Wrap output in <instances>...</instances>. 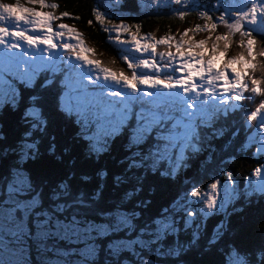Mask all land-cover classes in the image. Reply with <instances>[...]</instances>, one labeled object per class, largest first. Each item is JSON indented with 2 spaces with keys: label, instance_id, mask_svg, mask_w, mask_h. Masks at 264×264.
<instances>
[{
  "label": "snow or ice",
  "instance_id": "1",
  "mask_svg": "<svg viewBox=\"0 0 264 264\" xmlns=\"http://www.w3.org/2000/svg\"><path fill=\"white\" fill-rule=\"evenodd\" d=\"M87 11L86 23L122 47V58H97L77 28L82 17L62 10L58 0H0V113L20 112L29 127L24 150L14 153L0 176V264L24 251L31 259L32 245L47 247L49 241L80 245V255L95 249V256L98 242L106 241L117 259L171 241L169 250L178 258L198 243L207 220L220 216L205 248L211 250L233 215L264 200V160L241 186L224 160L213 159L214 141L227 135V150L241 133L245 139L236 151L254 149V157H264V0H133L132 7L128 0H92ZM148 16L181 22L193 17L194 23L157 38L141 34L138 21ZM50 116L71 125L88 158L123 153L118 163L125 173L139 172L141 185L148 176L175 182L193 162L198 173L214 163L215 169L204 188L198 182L186 186L147 217L141 209L152 205L150 198L127 206L143 190L139 185L112 201L104 199L101 182L86 197L73 188L70 173L45 196L47 181L37 185L27 165L40 154L32 130H46ZM50 140L51 155L55 136ZM7 156L0 153V159ZM100 176L106 179L107 171ZM113 182L116 188L126 183L124 173ZM182 233L188 244L181 243ZM234 249L225 264H233L234 256L244 259Z\"/></svg>",
  "mask_w": 264,
  "mask_h": 264
},
{
  "label": "trees",
  "instance_id": "2",
  "mask_svg": "<svg viewBox=\"0 0 264 264\" xmlns=\"http://www.w3.org/2000/svg\"><path fill=\"white\" fill-rule=\"evenodd\" d=\"M6 2L10 3L11 0H6ZM58 2L62 10H68L72 14L82 17L77 24V28L90 45L95 47L98 52L104 54L109 60L122 58L123 54H125V50L122 47L110 44L107 41V34L100 31L98 25L89 26L86 23L90 18L87 8L91 7L92 0H58ZM99 2L108 4L109 0H99ZM128 6H133V0H128ZM65 22L70 23L71 21ZM138 22L142 24V35L155 34L158 38L169 31L175 33L177 30L193 24L194 18L189 17L186 22H181L178 19H171L165 16H148ZM117 66L119 65L117 64ZM24 95L26 98L29 93ZM245 108L249 111L253 110V107L247 102H245ZM28 131L29 127L21 119L20 112H12L5 109L0 113V153L8 152L6 158L0 159V176L6 174L8 168L14 162V153H20L24 150L26 144L25 133ZM73 132L74 129L71 125L66 124L56 116H50L48 127L42 133L32 130V139L36 140L39 137L40 154L37 160L34 163L29 162L27 167L32 171L37 185L47 181L45 196L48 194V188H51L70 173L74 174V178L71 181L73 188H82L86 197L101 182L105 185L104 199L112 201L120 200L127 191L136 189L139 185L143 190L138 195H134L127 206L132 208L137 200L143 202L150 198L152 205L148 209H141L143 215L147 217L154 215L161 205L167 203L178 191H181L186 186L190 187L193 183L198 182L204 188L208 183L209 173L215 169L214 163L209 169L201 170L198 173L196 162H193L192 168L187 173H181L175 182L148 176L141 185L138 180L139 172L133 170L131 173H125V165L118 163L123 153L114 150L113 153L100 157L98 161L94 158H88L83 144L75 139ZM53 135L55 136V153L50 155L48 147L53 143L50 140ZM228 139L229 137L226 135L224 139L214 141L217 151L213 159L215 162L224 160L223 166L226 170L231 171L242 186L243 177L250 173L257 160L253 159L250 151H236V148L245 139L243 133L233 139V144L230 148L222 150ZM104 170L107 171V176L106 179L102 180L100 173ZM37 172H39V175H37ZM116 173H124V179L126 180V183H122L118 188L113 187V176ZM82 177H90V180L85 182ZM186 177L189 179H186ZM223 179L224 177H221V180ZM2 183L3 181H0V184ZM153 187L155 192L150 195V189ZM196 206L199 207V205ZM260 207L261 204L255 207L252 205L251 207H246L243 213L233 215L228 221L227 232L223 239L209 251H205L208 237L220 216H213L208 219L206 228L202 226L198 243L190 245L187 254L180 255L178 258H174L169 250L171 241L165 243L164 246L152 244L147 250L138 249L137 254L134 255H129L125 252L119 259L103 246L106 241H99L98 243L101 245L99 255H93V260L90 264H144L145 261H147V264H225V255L233 245L235 246L234 250H239V253L244 256L243 260H237L234 256L233 264H264V210L260 209ZM188 240L189 237L182 233L181 243L188 244Z\"/></svg>",
  "mask_w": 264,
  "mask_h": 264
},
{
  "label": "rangeland",
  "instance_id": "3",
  "mask_svg": "<svg viewBox=\"0 0 264 264\" xmlns=\"http://www.w3.org/2000/svg\"><path fill=\"white\" fill-rule=\"evenodd\" d=\"M248 2L249 0H240L241 4ZM256 2L259 3L260 0H256ZM94 49L96 50L97 58L101 59L102 61L109 60L104 56V54L98 52L95 47ZM262 160H264V157H262ZM261 206L264 209V205L261 204ZM63 244L65 243H61V245H59V242L55 241H49L47 247H37L36 244H33L31 247V259H28V252L24 251L17 259L11 262H9L5 256V264H31V261H37L39 264H90V262L93 260V255L96 251L95 249L91 251H85L83 255H80V245L65 244L63 247ZM69 248H75L77 250V254L67 256L64 255L63 250Z\"/></svg>",
  "mask_w": 264,
  "mask_h": 264
},
{
  "label": "bare ground",
  "instance_id": "4",
  "mask_svg": "<svg viewBox=\"0 0 264 264\" xmlns=\"http://www.w3.org/2000/svg\"><path fill=\"white\" fill-rule=\"evenodd\" d=\"M247 172V171H246Z\"/></svg>",
  "mask_w": 264,
  "mask_h": 264
}]
</instances>
